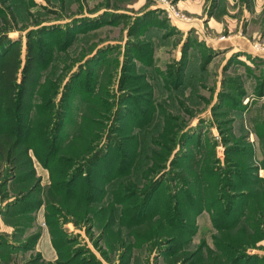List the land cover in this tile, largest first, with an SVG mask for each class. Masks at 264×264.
<instances>
[{
  "label": "rangeland",
  "instance_id": "374dc122",
  "mask_svg": "<svg viewBox=\"0 0 264 264\" xmlns=\"http://www.w3.org/2000/svg\"><path fill=\"white\" fill-rule=\"evenodd\" d=\"M234 1L0 0L38 54L0 264H264V2Z\"/></svg>",
  "mask_w": 264,
  "mask_h": 264
},
{
  "label": "trees",
  "instance_id": "16d2710c",
  "mask_svg": "<svg viewBox=\"0 0 264 264\" xmlns=\"http://www.w3.org/2000/svg\"><path fill=\"white\" fill-rule=\"evenodd\" d=\"M4 18V17H3ZM17 40L0 36V175L1 171L31 180L33 175L27 134L38 78L33 58L22 64Z\"/></svg>",
  "mask_w": 264,
  "mask_h": 264
},
{
  "label": "crops",
  "instance_id": "0c3cea01",
  "mask_svg": "<svg viewBox=\"0 0 264 264\" xmlns=\"http://www.w3.org/2000/svg\"><path fill=\"white\" fill-rule=\"evenodd\" d=\"M227 1H230V2H233L234 0H227ZM238 0H236V1H234V2H237ZM251 2L252 3H254V2H256V4H261V3H263L264 2V0H251ZM250 5H251V3H250ZM258 7V6H257ZM262 8H263V6H262ZM246 11V12H245ZM244 11V17L247 19L246 21H247V23H246V28L248 27H252V25H253V22H254V20L257 18V16L256 17H253L252 15H251V13H250V11H248L247 9ZM258 12V11H257ZM232 17H234L233 19H230L231 21L229 22V24H228V27L229 28H233V27H235L236 26V16H232ZM234 30H235V28H234ZM253 31H256V30H246V33H248V32H253ZM262 31H264V30H262ZM234 49H236L235 47H234ZM42 242V238H40V240H39V244ZM42 244L43 245H47L46 244V241L44 240V242H42ZM43 248V255L44 256H46V258L47 259H53V252H51V251H49V249H48V247L47 246H45V248L44 247H42Z\"/></svg>",
  "mask_w": 264,
  "mask_h": 264
}]
</instances>
